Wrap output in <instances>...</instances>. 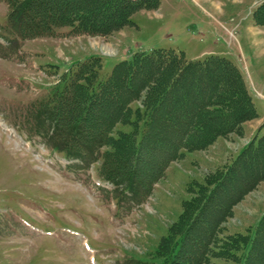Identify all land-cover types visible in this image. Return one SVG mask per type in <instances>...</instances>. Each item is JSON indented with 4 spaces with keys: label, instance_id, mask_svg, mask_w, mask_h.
<instances>
[{
    "label": "rangeland",
    "instance_id": "obj_1",
    "mask_svg": "<svg viewBox=\"0 0 264 264\" xmlns=\"http://www.w3.org/2000/svg\"><path fill=\"white\" fill-rule=\"evenodd\" d=\"M7 1L0 0V264H160L154 252L191 198L188 186L232 161L248 140L243 130L184 153L150 196L134 202L117 197L101 176L106 148L94 162L66 154L74 142L53 136L48 102L87 61L99 60L83 69L97 90L115 65L163 49L183 52L191 62L209 55L228 59L264 116V27L253 20L263 0H145L128 22L121 26L115 19L120 27L106 34L79 33L75 22L35 38L19 35ZM130 108L144 111L140 100ZM129 131L116 125L113 136ZM263 133L264 124L253 135ZM262 213L264 182L233 208L224 234L251 237ZM208 264L233 263L211 258Z\"/></svg>",
    "mask_w": 264,
    "mask_h": 264
},
{
    "label": "trees",
    "instance_id": "obj_2",
    "mask_svg": "<svg viewBox=\"0 0 264 264\" xmlns=\"http://www.w3.org/2000/svg\"><path fill=\"white\" fill-rule=\"evenodd\" d=\"M144 1L8 0L7 4L19 35L35 38L50 36L58 27L73 28L75 22L79 33L106 34L120 27L114 25L115 19L123 26ZM99 15L104 20L97 19ZM253 20L264 27V1ZM90 61L99 63L96 58ZM87 63L56 92L48 102L50 112L45 113L54 123L53 136L74 142H70L73 153L67 155L94 162L95 154L107 149L101 154L100 173L116 187L117 197L145 199L184 152L205 150L229 134L241 136L242 124L257 118L241 74L224 58L191 62L182 52L158 49L115 65L97 90L83 77ZM138 100L143 113L130 108ZM116 125L132 131L113 136ZM261 182L264 133L254 136L232 161L205 175L203 183L188 186L191 198L182 202L180 215L159 240L153 257L160 264H208L211 258L264 264V214L251 237L225 235L222 226ZM240 251H244L241 257Z\"/></svg>",
    "mask_w": 264,
    "mask_h": 264
},
{
    "label": "crops",
    "instance_id": "obj_3",
    "mask_svg": "<svg viewBox=\"0 0 264 264\" xmlns=\"http://www.w3.org/2000/svg\"><path fill=\"white\" fill-rule=\"evenodd\" d=\"M257 108V107H256ZM258 112V110H257ZM258 114V117L252 121H249V122H246L242 125V128H243V135H245V139H250L252 136H253V133L255 132V130L261 126L262 123H264V116L260 115L259 112L257 113ZM256 122L255 123V126L253 127V130H250V132L247 134V131L249 129V127L251 126L252 122ZM248 128V129H247ZM246 140L243 145H245V143L248 141ZM239 151V150H238Z\"/></svg>",
    "mask_w": 264,
    "mask_h": 264
}]
</instances>
